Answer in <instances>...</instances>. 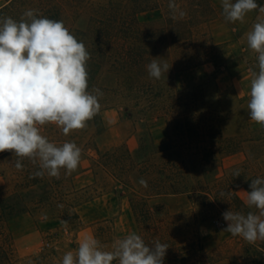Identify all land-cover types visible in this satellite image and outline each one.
Listing matches in <instances>:
<instances>
[{"label":"rangeland","instance_id":"rangeland-1","mask_svg":"<svg viewBox=\"0 0 264 264\" xmlns=\"http://www.w3.org/2000/svg\"><path fill=\"white\" fill-rule=\"evenodd\" d=\"M7 1L0 8V20L19 21L32 9L38 16L62 21L86 47L92 42L86 34L92 8L109 0H0V6ZM191 1L175 3L185 13ZM262 1L257 3L264 5ZM210 3L213 16L200 29L218 46L219 66L209 63L181 71L173 46L166 42L153 59L167 63L168 72L158 80L148 72L140 78L154 87L153 93L149 90L152 103L134 100L103 70L88 81L89 92L98 88L103 95L99 113L85 128L65 136L55 125L42 126L41 133L50 142H75L82 149L81 162L70 175L62 168L58 179L46 173L34 176L37 164L23 158V169L17 170L14 153L0 152V198L13 206L6 228L14 264H61L64 254L75 251L85 235L110 250L116 238L131 232L149 246L155 241L168 244L164 264H264V241L249 244L222 231L227 226L222 213L230 208L243 214L256 211L243 203V191H249L244 184L253 172L264 174V127L251 121L248 110L250 62L258 54L248 48L246 39L257 16L264 14L254 10L244 23H232L222 13L221 0ZM152 4L157 8L139 14L141 26L166 27L172 18L169 0ZM187 118L191 125L175 131L174 121ZM218 132L223 143L215 138ZM153 140L162 149L173 143L162 156L185 173V193L149 197L139 181L126 186L103 166V156L115 150L143 159L138 151ZM237 169L248 175L242 183H228ZM222 192L230 195L221 196ZM137 198L146 200L151 215L137 216L133 207Z\"/></svg>","mask_w":264,"mask_h":264},{"label":"clouds","instance_id":"clouds-1","mask_svg":"<svg viewBox=\"0 0 264 264\" xmlns=\"http://www.w3.org/2000/svg\"><path fill=\"white\" fill-rule=\"evenodd\" d=\"M221 5L225 19L232 23H244L247 13L254 10L264 14V5L257 0H221ZM168 7L173 19L184 17L175 0H169ZM246 39L248 48L258 54L259 69L252 72L250 81L249 117L264 127V17L257 16ZM89 59L84 43L62 21L38 16L32 9L19 21L0 20V152L14 153L17 170L23 169V158L38 165L34 176L46 173L58 179L62 168L68 175L77 169L82 149L75 142H50L41 129L52 124L67 136L85 128L99 113L103 93L98 88L88 91ZM146 68L158 80L170 67L153 59ZM139 183L147 187L143 178ZM243 193V203L256 211L243 214L230 208L222 213L227 225L222 231L255 244L264 241V179L251 180L250 190ZM106 247L85 235L75 251L64 254L61 264H164L169 248L159 241L149 246L135 232L116 238L110 250Z\"/></svg>","mask_w":264,"mask_h":264},{"label":"trees","instance_id":"trees-1","mask_svg":"<svg viewBox=\"0 0 264 264\" xmlns=\"http://www.w3.org/2000/svg\"><path fill=\"white\" fill-rule=\"evenodd\" d=\"M188 5L190 8L185 11V14H188L186 17L179 20L171 18L166 27L152 30L142 27L139 19L140 13L157 8L152 4V0H109L106 4L93 7L91 25L86 33L92 41L86 46L90 53L87 62L88 81L92 82L96 75L104 70L116 78L120 88L129 93V96H135L134 100L150 101L154 96L150 91L153 93L154 87L150 81L142 82L140 78L147 74L146 66L153 60V55L159 47L166 42L173 46L177 55L175 62L181 71L209 63L219 66L220 56L216 53L218 46L207 32L200 29L213 16L210 0H192ZM204 11L208 14H202ZM196 14L202 18L200 21H197L199 16H195ZM250 69L258 73L257 56L250 62ZM151 101L149 103H152ZM191 122L189 118L176 119L174 130L181 131V128L191 125ZM215 138L223 143L221 132H218ZM162 147L164 149L154 140L150 144H143L138 151L143 159L127 151L107 152L102 163L111 170L119 183L126 186H132L134 181H140L141 178L146 180L147 187H144V191L149 197L185 193V173L173 162L168 161L166 156H162L164 151L174 148L173 143L170 141ZM244 169L248 170L249 166ZM245 170L237 169L235 172L239 171L240 175L235 176L233 173V179L228 183L237 184L243 181L248 175ZM251 175L244 184L248 190L251 180L264 179V174L258 172ZM133 207L137 216L151 215L146 209L147 202L144 198L134 200ZM12 213L13 206L0 198V264H14L6 228L7 219Z\"/></svg>","mask_w":264,"mask_h":264},{"label":"crops","instance_id":"crops-1","mask_svg":"<svg viewBox=\"0 0 264 264\" xmlns=\"http://www.w3.org/2000/svg\"><path fill=\"white\" fill-rule=\"evenodd\" d=\"M7 3H9V2L7 1L5 4L1 5L0 8L5 7L7 5Z\"/></svg>","mask_w":264,"mask_h":264}]
</instances>
